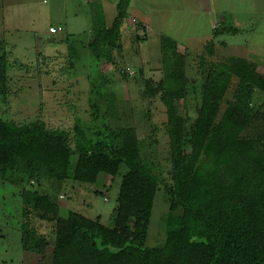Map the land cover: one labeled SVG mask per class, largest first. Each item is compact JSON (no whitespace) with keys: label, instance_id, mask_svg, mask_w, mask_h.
Wrapping results in <instances>:
<instances>
[{"label":"trees","instance_id":"obj_1","mask_svg":"<svg viewBox=\"0 0 264 264\" xmlns=\"http://www.w3.org/2000/svg\"><path fill=\"white\" fill-rule=\"evenodd\" d=\"M128 4L118 1L110 27L99 13L87 45L97 61L111 62L120 49ZM135 32L142 33L136 40L144 42L142 24L135 25ZM236 34L225 24L213 29L208 55L215 54V39ZM158 43L162 78L157 83L146 79L144 86L145 95H158L166 110L170 183L155 174L132 127L106 125L93 138L77 124L71 139L68 132L48 129L40 120L19 125L0 118V182L21 188L24 252L44 260L50 250V264H264V141L243 137L258 111L249 103L225 101L233 79L264 93V75L246 59L204 64L201 57L196 117L176 114L175 104L190 93L187 56L168 36ZM10 68L6 43L0 40V105L8 100ZM107 98L108 113L117 121L116 101ZM121 167L126 173L107 226L99 217L92 220L76 212L62 218L49 195L24 187L27 181L42 185L44 179L95 184L100 175L116 177ZM160 192L167 207L161 220L164 237L149 248L150 220ZM30 220L51 223V236L38 233Z\"/></svg>","mask_w":264,"mask_h":264},{"label":"rangeland","instance_id":"obj_2","mask_svg":"<svg viewBox=\"0 0 264 264\" xmlns=\"http://www.w3.org/2000/svg\"><path fill=\"white\" fill-rule=\"evenodd\" d=\"M259 1L260 5L255 4L256 11L246 19L249 25L238 27L239 33L234 36L218 38L227 47L217 44L213 57L206 52L211 41L206 27L197 28L198 34L190 36L192 39H182L185 47L179 50L187 56L185 73L190 93L175 104L176 114L196 117L203 59L206 64L243 58L258 62L259 71L264 73V0ZM101 11L97 0H0V40L5 41L11 62L8 100L0 105V118L19 125L40 120L48 129L68 132L71 139L77 124L88 129L93 138L106 125L132 127L155 174L170 183L166 110L158 95L154 98L145 95L144 86L146 79L157 83L162 78L157 36L149 35L144 42H138L136 36L142 33L134 32L131 24L124 26L120 49L113 53L112 61H97L87 45L94 38L93 26ZM104 12L111 26L116 14L114 6H108ZM182 17L183 21L188 19L186 15ZM227 20V24H233V19ZM50 27H61L64 31L51 35ZM175 30L165 31L176 33ZM177 34L176 38H182L178 30ZM108 96L116 101L117 121L108 113ZM225 101L249 103L251 109L258 111L257 119L243 137H261L264 141V93L233 79ZM74 161L72 156L71 162ZM125 173L121 167L116 177L100 175L95 184L72 181L56 184L44 179L42 185L27 181L24 187L49 195L59 206L62 218L68 212H76L92 220L99 217L107 226ZM20 191V187L0 182V264H50V250L44 260L22 250L20 226L24 220ZM166 208L160 192L150 220L146 241L149 248L160 245L164 237L161 220ZM30 225L46 239L51 236V223L30 220Z\"/></svg>","mask_w":264,"mask_h":264},{"label":"crops","instance_id":"obj_3","mask_svg":"<svg viewBox=\"0 0 264 264\" xmlns=\"http://www.w3.org/2000/svg\"><path fill=\"white\" fill-rule=\"evenodd\" d=\"M118 1L97 0L102 12L108 6L109 8L114 6L116 11ZM250 1L252 2H247V0H129L126 10L127 17L122 24V28L124 26L129 27L131 24V27L134 28L132 30H135V25L140 23L145 28V40H147L149 35H153L154 37L156 35L159 42V38L165 35L176 41L179 49L185 47L182 39L197 35V28L203 29L202 26L206 27L205 30L206 32L208 31L211 40L213 29L219 25H229L236 30H238V27L249 25L250 22L246 23V19L256 11L255 4L260 5L259 0L257 2L256 0ZM104 13L105 25L106 27H110L107 16ZM182 15H186L188 19L183 21L184 17ZM227 19H233V24H227ZM122 28L121 32H123ZM167 28L177 29L181 33L182 38H176L178 36L177 30H175L176 33L174 31L172 33L165 31ZM186 28L191 29L190 32ZM214 43L215 47L217 44L227 47L226 43L219 41L218 38L214 40ZM251 62L255 63L258 72L264 75L262 71H259L261 67H259V63L256 61Z\"/></svg>","mask_w":264,"mask_h":264},{"label":"built area","instance_id":"obj_4","mask_svg":"<svg viewBox=\"0 0 264 264\" xmlns=\"http://www.w3.org/2000/svg\"><path fill=\"white\" fill-rule=\"evenodd\" d=\"M61 31H62L61 27H57V28L50 27L49 28V33L52 34V35L60 33Z\"/></svg>","mask_w":264,"mask_h":264}]
</instances>
